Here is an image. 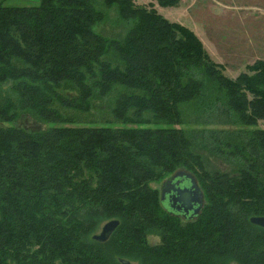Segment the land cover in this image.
<instances>
[{
  "label": "trees",
  "instance_id": "trees-1",
  "mask_svg": "<svg viewBox=\"0 0 264 264\" xmlns=\"http://www.w3.org/2000/svg\"><path fill=\"white\" fill-rule=\"evenodd\" d=\"M100 6L115 8L118 37ZM6 83L16 97L0 122L25 112L48 126L0 127V264H264V228L249 221L264 216V61L228 78L190 29L134 0L0 1ZM113 91L110 121L82 116ZM178 170L204 196L184 223L150 186Z\"/></svg>",
  "mask_w": 264,
  "mask_h": 264
},
{
  "label": "rangeland",
  "instance_id": "rangeland-1",
  "mask_svg": "<svg viewBox=\"0 0 264 264\" xmlns=\"http://www.w3.org/2000/svg\"><path fill=\"white\" fill-rule=\"evenodd\" d=\"M0 1L13 6L33 4L10 2V0ZM134 2L137 5L151 7L168 21L190 29L200 40L208 59L216 64L228 78L234 79L240 73L248 72V67L255 60L264 61V0H179L176 5L170 7H163L156 0H134ZM100 9L109 18L100 27L109 33L107 36L118 37L116 33L120 32L118 27L120 24L117 25L115 21L117 18L115 8L107 9L100 6ZM112 22L116 23V26H112ZM97 29L98 27L95 28L96 31H98ZM10 86V83L0 85V102L6 98L16 97ZM115 94L116 91H113L106 98L95 101V109L91 110V117L89 114H83L82 116H85L86 119L90 118L93 123L98 125L110 121L108 108L109 104L114 101ZM99 119H102L101 123L98 122ZM96 120L97 122H94ZM10 125L27 130H41L48 126L30 113L25 112H20L11 122H0V127ZM77 125L92 124L81 122ZM183 127L196 129L203 127L208 129L238 128L226 124H208L205 126L190 124ZM255 127L264 128V125L260 121ZM209 164L210 168L214 169L229 171L232 168L229 164L212 157H209ZM164 180L156 183L152 182L150 186L156 189L159 194L161 183ZM107 221H103L95 227L93 234L99 233L102 225ZM181 222L184 223L185 221L181 218ZM146 241L148 245L155 246L160 244V237L151 233L146 236ZM129 261L132 264H137L132 259Z\"/></svg>",
  "mask_w": 264,
  "mask_h": 264
},
{
  "label": "water",
  "instance_id": "water-1",
  "mask_svg": "<svg viewBox=\"0 0 264 264\" xmlns=\"http://www.w3.org/2000/svg\"><path fill=\"white\" fill-rule=\"evenodd\" d=\"M204 196L195 177L184 170H178L164 181L160 188V202L162 207L172 215H182L185 220H191L199 214L203 206ZM249 221L264 228V216H252ZM117 219L105 222L99 233L93 234L92 239L97 242L108 240L118 226ZM121 264H132L129 260L119 258Z\"/></svg>",
  "mask_w": 264,
  "mask_h": 264
},
{
  "label": "crops",
  "instance_id": "crops-1",
  "mask_svg": "<svg viewBox=\"0 0 264 264\" xmlns=\"http://www.w3.org/2000/svg\"><path fill=\"white\" fill-rule=\"evenodd\" d=\"M39 0H10V2H18V3H37Z\"/></svg>",
  "mask_w": 264,
  "mask_h": 264
},
{
  "label": "flooded vegetation",
  "instance_id": "flooded-vegetation-1",
  "mask_svg": "<svg viewBox=\"0 0 264 264\" xmlns=\"http://www.w3.org/2000/svg\"><path fill=\"white\" fill-rule=\"evenodd\" d=\"M169 178V177H168ZM168 178H166L165 180H167ZM164 180V181H165ZM164 181L161 183V186H162V184L164 183ZM161 188V187H160ZM178 217H180V218H182V219H184V217L182 216V215H178ZM185 220V219H184Z\"/></svg>",
  "mask_w": 264,
  "mask_h": 264
}]
</instances>
